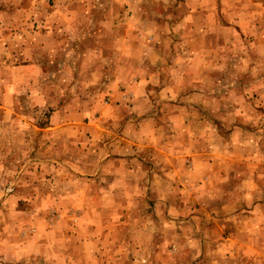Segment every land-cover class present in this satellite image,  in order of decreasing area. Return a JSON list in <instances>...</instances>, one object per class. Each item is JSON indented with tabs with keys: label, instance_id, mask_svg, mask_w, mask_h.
Listing matches in <instances>:
<instances>
[{
	"label": "rangeland",
	"instance_id": "rangeland-1",
	"mask_svg": "<svg viewBox=\"0 0 264 264\" xmlns=\"http://www.w3.org/2000/svg\"><path fill=\"white\" fill-rule=\"evenodd\" d=\"M0 264H264V0H0Z\"/></svg>",
	"mask_w": 264,
	"mask_h": 264
},
{
	"label": "crops",
	"instance_id": "crops-1",
	"mask_svg": "<svg viewBox=\"0 0 264 264\" xmlns=\"http://www.w3.org/2000/svg\"><path fill=\"white\" fill-rule=\"evenodd\" d=\"M181 40V39H180ZM185 40L184 41V45H190L189 47V50L190 51V55L188 54L187 55V58H185L186 60L188 59V65L187 66H184L183 63L178 66V65H174V67H169V68H165V66L161 64H159L158 66V70H159V73L161 75V79H162V73H161V70L162 72L164 73L165 76H167V74L169 73V76H171V78L168 79V76L167 78L164 80V82L161 81L160 78H157V82H160V85H159V90L160 92L161 91H164V92H169L170 91V88L174 85H176V83H180V80L182 81V77H183V70L184 68H188L190 70V74L192 75L191 78L192 80H194L195 78H199V73H202L201 71V67H205L206 64H207V60L205 58L204 55H202L201 52H199V54H195V52L193 50H191V46L192 44L190 43H187L186 40L187 39H183ZM213 40L220 42V40H218V38H210V41L209 43L212 44L213 43ZM207 42V41H206ZM206 47V49H209L210 47H207V45L205 44L204 45ZM156 49L153 48V51H155ZM201 50V49H200ZM157 52V55L158 57H160L162 54L160 52V44L158 43V49L155 51ZM181 52V51H180ZM171 57V56H170ZM174 59L177 61V63H179L180 61H184L185 59L181 56H179V54H175L174 56ZM205 58V60H204ZM160 60V58H159ZM191 62V63H190ZM191 64V65H190ZM166 66H167V63H166ZM146 67H149V66H146V63L144 64L143 68H146ZM160 67V68H159ZM203 70V69H202ZM145 72H146V69H145ZM149 77V78H148ZM151 74H148L147 72V75L145 73L144 76H142V82L143 83H140L141 84V94L139 93L136 94L137 96V103H138V99H141L140 100V104L141 103H144L146 101V89L148 88V84L149 82H151ZM190 79V77H189ZM169 80H174V83L172 84L171 87L167 88L168 86V82ZM196 82H198V80H196ZM195 82L193 83L192 81V85L190 86V90L194 89L193 87L195 86ZM169 85H171V83H169ZM176 91H178V94L181 93L183 90H185L184 88H180V86L177 85V87L175 88ZM143 91V93H142ZM145 92V93H144ZM142 108L143 105H140ZM139 108V111H137V113L139 114V112L141 111ZM179 117H169V120L173 123L177 122ZM132 120L128 119L126 122L123 123L122 125V131L123 132H126L129 134V132H132L133 129L135 128V125L131 122ZM149 123H147L148 125ZM154 126H152V124L149 126H147V129H151L149 132H147V134H150V136H147V149L148 150H151L149 151L150 153L147 154V162L149 161V163H147V165H149L150 163H152V159H150L148 156H152L153 153H155V145L154 146H151V142L152 144H156L157 143V137H155L153 135V133L155 132V129H153ZM152 136V139L150 138ZM114 140V139H113ZM116 141H118L116 138L114 141H111L110 140H103V143H101V145L103 146V156L101 158H103V160L101 159V162L103 161L104 165H103V168H105V165L106 163L105 162H110L111 161V158H113L114 161L116 162H119L120 164L124 165L128 170H127V173H130V175L128 176H131V173H132V168H134V166L137 165V163H139V158H135L133 155H132V150H129L130 153L128 154H123V155H120V153H113V151H108L110 147H113V148H118L119 147V144L120 141H118L119 143H116ZM123 145L121 146L120 148V151L122 150H126L125 147H128V148H132V146H130V142L129 140H126V139H123ZM181 155V154H180ZM189 156H193V155H189ZM136 168V167H135ZM140 169V168H139ZM147 169H149V171L153 172L152 169H150V166H147ZM108 170H109V167H108ZM162 170V169H161ZM166 171H171L169 167L165 168ZM142 169H140V171L138 170V172H141ZM163 171V170H162ZM161 171V172H162ZM116 176V175H115Z\"/></svg>",
	"mask_w": 264,
	"mask_h": 264
}]
</instances>
